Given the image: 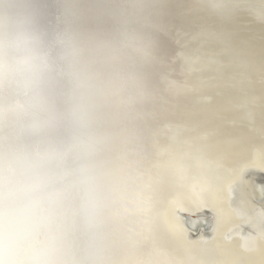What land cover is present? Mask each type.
Listing matches in <instances>:
<instances>
[{
	"label": "water",
	"instance_id": "obj_1",
	"mask_svg": "<svg viewBox=\"0 0 264 264\" xmlns=\"http://www.w3.org/2000/svg\"><path fill=\"white\" fill-rule=\"evenodd\" d=\"M117 1L92 0L108 20L100 28L105 47L95 54L111 40L143 76L145 100L134 98L144 124L139 139L155 152L146 163L173 190L186 187V205L171 191L157 216L204 238L198 264H264V3L249 12L246 35L235 27L227 32L231 48L211 56L190 0ZM126 11L139 22L122 31ZM188 213L207 215V223L200 227ZM139 215L147 237L151 213L145 207ZM248 234L252 247L243 241Z\"/></svg>",
	"mask_w": 264,
	"mask_h": 264
},
{
	"label": "clouds",
	"instance_id": "obj_2",
	"mask_svg": "<svg viewBox=\"0 0 264 264\" xmlns=\"http://www.w3.org/2000/svg\"><path fill=\"white\" fill-rule=\"evenodd\" d=\"M0 0V264H94L101 91L79 0Z\"/></svg>",
	"mask_w": 264,
	"mask_h": 264
},
{
	"label": "bare ground",
	"instance_id": "obj_3",
	"mask_svg": "<svg viewBox=\"0 0 264 264\" xmlns=\"http://www.w3.org/2000/svg\"><path fill=\"white\" fill-rule=\"evenodd\" d=\"M261 3L264 1L190 0L193 8L200 13V34L210 48L206 54H225L223 52L231 48L227 44V32L232 33L235 27L246 35L250 24L247 21L254 18L250 13L255 14V8H260ZM52 7L55 13L57 5L50 0L48 8L51 12ZM78 8L81 13L79 27L96 53L97 47H105L100 28L107 24V12L103 13V7L92 0H79ZM126 13L117 23L122 31L132 30L133 25L139 22L136 21L139 18L135 16L133 19L129 11ZM234 22L236 25H233ZM227 25L230 28L226 29ZM106 37L109 39V34ZM112 46L113 41L109 40L106 44L108 50L104 48L100 57L95 54L97 59L94 58L101 82L97 130L102 143L96 157L102 191L100 228L94 238L74 234L73 243L80 248L87 240V253L81 251L80 254L86 255L94 264H198L203 255L204 238L186 237L183 230L167 226L157 216L164 201L172 195L171 191L181 204L186 205L183 198L186 187L179 183L173 190L168 180H159V167L147 164L155 152L139 139L138 129L144 124L140 106L134 98L137 96L139 101L145 100L144 84L143 90H139L143 76L131 68L130 61L121 56L116 44ZM199 187L202 189L203 184L199 183ZM150 192L152 197L147 199ZM261 193L259 188L258 194ZM145 207L151 215L144 223L148 225V235L142 237L139 212ZM188 214L200 227L207 223L208 216L203 213ZM243 241L247 247L254 244L250 234L245 235Z\"/></svg>",
	"mask_w": 264,
	"mask_h": 264
}]
</instances>
